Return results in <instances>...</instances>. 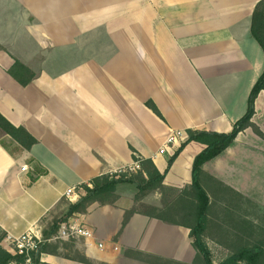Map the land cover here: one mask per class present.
<instances>
[{
  "label": "crops",
  "instance_id": "obj_1",
  "mask_svg": "<svg viewBox=\"0 0 264 264\" xmlns=\"http://www.w3.org/2000/svg\"><path fill=\"white\" fill-rule=\"evenodd\" d=\"M261 1L0 0V114L37 141L13 157L5 148L12 140L0 130V246L8 252L7 234L42 235L84 196L83 185L126 170L134 154L164 173L181 144L160 154L172 133L231 132L264 70L250 33ZM16 62L35 75L27 87L9 74ZM252 122L264 135V93ZM204 150L187 145L164 186L191 185ZM203 173L209 196L221 183L252 202L249 212L264 209V137L252 129ZM69 189L73 201L65 197ZM123 199L75 215L70 221L93 238L64 242L58 255L42 254L41 264H147L126 250L194 263L190 230L141 213L124 225L131 201Z\"/></svg>",
  "mask_w": 264,
  "mask_h": 264
},
{
  "label": "trees",
  "instance_id": "obj_2",
  "mask_svg": "<svg viewBox=\"0 0 264 264\" xmlns=\"http://www.w3.org/2000/svg\"><path fill=\"white\" fill-rule=\"evenodd\" d=\"M250 33L264 53V0L254 9ZM9 74L22 87L29 86L35 79L34 73L19 62L14 64ZM261 93H264V70L250 93L245 116L234 125L231 132L220 134L188 130L186 139L169 160L164 173H161L151 160H143L134 154L133 160L140 163V170L135 173L124 172L98 177L89 184L83 185L84 196L56 219L42 233V237L48 239L55 235L63 224H67L75 215L85 213L94 203L114 206L118 201V188L123 185H132L138 192V199L156 191L161 192L162 195L172 196L171 201L163 209H155V215L147 216L168 225L190 230L192 245L197 252V258L193 264H214L212 251L207 244L208 240L229 252L228 257L220 264H264V226L258 227L257 222L250 218L252 210L249 212L248 206H253L252 202L221 183H217L220 188L218 195L209 196L204 187V179L208 177L203 173V166L224 153L245 130L252 129L257 136L264 137L261 130L252 122L255 115V103ZM146 106L163 120L153 102H147ZM0 130L12 140L11 144L5 148L13 157L30 151L37 144L36 139L24 128L13 126L1 114ZM193 142L204 145L205 150L194 160L192 184L180 191L167 189L164 186L167 173L185 147ZM133 215L134 212H126L124 225ZM58 249V246L44 245L37 257L38 261L42 254L58 255ZM125 255L147 264H180L132 250H126ZM13 261L21 262L22 258L13 256L0 246V264H10Z\"/></svg>",
  "mask_w": 264,
  "mask_h": 264
},
{
  "label": "built area",
  "instance_id": "obj_3",
  "mask_svg": "<svg viewBox=\"0 0 264 264\" xmlns=\"http://www.w3.org/2000/svg\"><path fill=\"white\" fill-rule=\"evenodd\" d=\"M186 139V134L182 132H175L170 134L167 139L166 146L160 151V154L166 153L170 146H175L182 143ZM22 172L29 171L28 166L21 168ZM140 170V163L134 162L126 170L119 172L121 174L124 172L135 173ZM74 189H69L65 193V197L70 201L74 200L73 197ZM93 238V233L87 230L84 226L76 221H69L67 224H63L59 231L48 239L42 237L41 234L34 232L29 229L26 233L21 236H14L12 234H7L5 242L8 245V252L15 257H21V262L13 261L10 264H41V261L37 259L40 254L41 248L46 245H61L64 242H70L72 240L85 239L89 240ZM102 246H100L101 248Z\"/></svg>",
  "mask_w": 264,
  "mask_h": 264
},
{
  "label": "rangeland",
  "instance_id": "obj_4",
  "mask_svg": "<svg viewBox=\"0 0 264 264\" xmlns=\"http://www.w3.org/2000/svg\"><path fill=\"white\" fill-rule=\"evenodd\" d=\"M118 192H121L122 195H118L119 194ZM118 192H117L118 201L120 200V198L124 197L125 199L123 200H125V203L130 204L129 202L130 200L131 201L130 209L127 210L126 212H132V213L134 212V214L141 213L150 216L155 215L156 214V212L154 211L155 209H163L167 205V203L172 199V196L170 197V195L169 196L162 195V193L159 191L151 192L142 199H138L137 198L138 192L132 185L121 186ZM118 201H116V204L118 203ZM156 205H160V206H156ZM257 206H258L257 208L253 209V211L250 212L251 213L250 218L257 222L258 227H263L264 209L260 208L261 207L260 205ZM75 241L78 240H72L71 242H75ZM207 244L212 251L213 261H215L217 264H220L228 257L229 252L227 250L215 245L210 240L207 241ZM54 246H59V245H54ZM67 255L73 258H77V255L73 254L72 251L67 253ZM86 264H90V263L87 262Z\"/></svg>",
  "mask_w": 264,
  "mask_h": 264
}]
</instances>
